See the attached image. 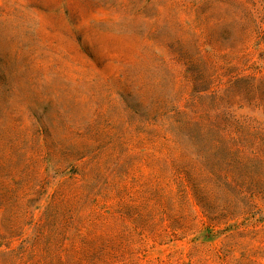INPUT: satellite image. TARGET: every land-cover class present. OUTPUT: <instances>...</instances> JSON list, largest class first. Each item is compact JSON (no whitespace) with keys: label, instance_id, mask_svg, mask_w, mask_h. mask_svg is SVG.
Returning a JSON list of instances; mask_svg holds the SVG:
<instances>
[{"label":"rangeland","instance_id":"obj_1","mask_svg":"<svg viewBox=\"0 0 264 264\" xmlns=\"http://www.w3.org/2000/svg\"><path fill=\"white\" fill-rule=\"evenodd\" d=\"M0 264H264V0H0Z\"/></svg>","mask_w":264,"mask_h":264},{"label":"trees","instance_id":"obj_2","mask_svg":"<svg viewBox=\"0 0 264 264\" xmlns=\"http://www.w3.org/2000/svg\"><path fill=\"white\" fill-rule=\"evenodd\" d=\"M15 186L0 187V199H8L7 195L14 191Z\"/></svg>","mask_w":264,"mask_h":264}]
</instances>
